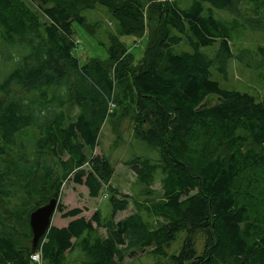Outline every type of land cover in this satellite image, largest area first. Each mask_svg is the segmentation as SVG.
<instances>
[{"label": "trees", "instance_id": "obj_1", "mask_svg": "<svg viewBox=\"0 0 264 264\" xmlns=\"http://www.w3.org/2000/svg\"><path fill=\"white\" fill-rule=\"evenodd\" d=\"M241 2L254 14L244 26L264 33V0H192L186 9L176 0H0V200H20L28 229L19 232L14 212L0 211V264H31L29 215L50 199L74 220L40 239L43 264H64L75 249L84 264H122L147 250L162 256L181 233L174 264H264V98L222 89L211 75L215 68L226 79L234 31L214 10L238 16ZM95 6L107 10L117 35L104 58L82 64L73 26L93 36L84 12ZM145 35L136 59L120 38ZM184 40L191 52L172 54ZM217 43L214 58L202 53ZM110 117L128 119L134 138L159 152L157 164L128 162L145 194L162 175L161 198L134 201L135 212L117 222L129 198L111 188L110 160L94 155ZM26 133L33 158L23 153ZM13 152L22 177L5 166ZM67 180L90 198L105 188L109 217L96 211L87 220L60 204Z\"/></svg>", "mask_w": 264, "mask_h": 264}, {"label": "rangeland", "instance_id": "obj_2", "mask_svg": "<svg viewBox=\"0 0 264 264\" xmlns=\"http://www.w3.org/2000/svg\"><path fill=\"white\" fill-rule=\"evenodd\" d=\"M180 9H186L192 0H176ZM208 7L204 4V8ZM240 9L239 15L226 11L214 10V17L234 27L232 32L233 39L230 42L232 57L226 65V79L223 78L215 68L211 69L212 80L217 82L222 89L235 90L240 93H246L253 96L257 101L264 98V33L250 31L245 21L254 19L252 7L241 2L238 4ZM89 23H95L96 29L93 36L88 35L82 28L74 25L75 40L79 42L76 55L80 59V63L92 57L104 58L106 55V47L109 44L110 36L117 35V25L111 19L105 8L95 6L92 10L84 12ZM238 22L232 23L234 20ZM243 24V25H242ZM147 33V32H146ZM121 41L131 49L136 59L141 58L146 48L147 35L141 38L121 37ZM218 43L207 48H202L203 54L209 58H214L218 50ZM262 49L263 51H260ZM183 52H191L190 47L184 40L179 45L171 47L172 54H180ZM242 62V63H241ZM249 65L251 67H246ZM217 99L210 96L207 99L208 104L216 103ZM110 108L114 109V104H110ZM111 110V112H112ZM77 109L72 114H76ZM25 149L23 153L27 157L33 158L32 142L34 136L32 133H26L22 138ZM94 155H102L108 158L114 167V174L110 182L111 188L118 192V198L128 196L129 205L123 212L115 215V221H119L135 212L134 201L159 200L162 196V188L160 179L162 175L157 172L155 174V182L150 193L145 194V188L137 182L136 175L128 162L135 159H149L152 163H159V152L147 146L144 142L134 138L131 123L128 119L118 121L112 117L103 124L99 137V145L94 150ZM19 154H11V158L7 159L5 166L11 167L16 177H22L23 168L17 166ZM67 157L64 156L63 160ZM31 188L36 186L32 183ZM104 188L97 198H90L87 189L84 186L74 184L71 180L65 181L60 191V204L66 209L80 208L83 210L82 215L86 219H90L92 215L99 211L104 218L110 215V205L107 201L109 192ZM19 199L10 203L0 200V211L6 217V211L14 212V224L19 232H27L25 223V210L20 208ZM15 204V205H14ZM23 207V205H22ZM145 218V217H144ZM70 219H62L59 212H55L52 218V225L56 227L64 226ZM151 219H149V222ZM29 222V219H28ZM98 234L105 235L104 230L99 229ZM185 235L183 233L177 236V239L166 250V254L162 256H153L148 250L138 253L134 259H126L122 264H174L173 256H176L183 244ZM203 239L199 237L196 241V250L200 254L203 249ZM43 264V262H42ZM64 264H84V258L78 250L66 254Z\"/></svg>", "mask_w": 264, "mask_h": 264}, {"label": "water", "instance_id": "obj_3", "mask_svg": "<svg viewBox=\"0 0 264 264\" xmlns=\"http://www.w3.org/2000/svg\"><path fill=\"white\" fill-rule=\"evenodd\" d=\"M56 207L57 201L50 199L47 204L37 208L29 215V226L32 233L31 253H35L40 239L51 227Z\"/></svg>", "mask_w": 264, "mask_h": 264}, {"label": "built area", "instance_id": "obj_4", "mask_svg": "<svg viewBox=\"0 0 264 264\" xmlns=\"http://www.w3.org/2000/svg\"><path fill=\"white\" fill-rule=\"evenodd\" d=\"M31 264H42V257L40 249L32 253L30 256Z\"/></svg>", "mask_w": 264, "mask_h": 264}, {"label": "crops", "instance_id": "obj_5", "mask_svg": "<svg viewBox=\"0 0 264 264\" xmlns=\"http://www.w3.org/2000/svg\"><path fill=\"white\" fill-rule=\"evenodd\" d=\"M79 186H80V185H79ZM84 187H85V186H84ZM85 188H86V187H85ZM86 189H87V188H86ZM87 192H88V190H87ZM88 196H89V194H88ZM79 209H80V208H79ZM67 210H70V209H67ZM81 210H82V209H81ZM110 211H111V209H110ZM82 213H83V212H82ZM60 215H61V214H60ZM81 216H83V215L81 214ZM92 216H93V215H92ZM83 217H84V216H83ZM61 218H62V217H61ZM84 218H85V217H84ZM125 218H126V217H125ZM62 219H64V218H62ZM67 219H70V221H68L64 226H62V227H57V228H64V227H66V226L68 225L69 222H71V221L74 220V218H67ZM67 219H65V220H67ZM85 219H86V218H85ZM123 219H124V218H123ZM87 220H89V219H87ZM120 220H122V219H120ZM51 226H53L52 223H51ZM53 227H56V226H53ZM74 241H75V240H72V242H74ZM37 250H39V249H38V246H37V248H36V251H37ZM75 250H78V249H75ZM75 250H74V251H75ZM78 251H79V250H78ZM71 253H72V252H71Z\"/></svg>", "mask_w": 264, "mask_h": 264}, {"label": "bare ground", "instance_id": "obj_6", "mask_svg": "<svg viewBox=\"0 0 264 264\" xmlns=\"http://www.w3.org/2000/svg\"><path fill=\"white\" fill-rule=\"evenodd\" d=\"M57 208V207H56ZM54 216V215H53ZM53 218V217H52Z\"/></svg>", "mask_w": 264, "mask_h": 264}]
</instances>
